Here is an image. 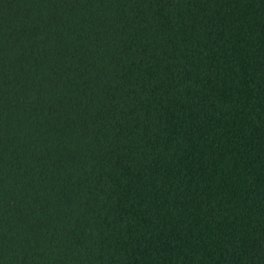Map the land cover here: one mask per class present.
I'll return each mask as SVG.
<instances>
[{
  "label": "trees",
  "instance_id": "16d2710c",
  "mask_svg": "<svg viewBox=\"0 0 264 264\" xmlns=\"http://www.w3.org/2000/svg\"><path fill=\"white\" fill-rule=\"evenodd\" d=\"M0 264H264V0H0Z\"/></svg>",
  "mask_w": 264,
  "mask_h": 264
}]
</instances>
